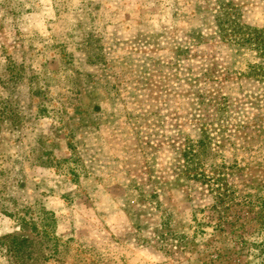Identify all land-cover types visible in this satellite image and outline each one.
I'll return each mask as SVG.
<instances>
[{"label":"rangeland","instance_id":"1","mask_svg":"<svg viewBox=\"0 0 264 264\" xmlns=\"http://www.w3.org/2000/svg\"><path fill=\"white\" fill-rule=\"evenodd\" d=\"M234 20L264 28V0H0V238L25 264H260L264 50Z\"/></svg>","mask_w":264,"mask_h":264},{"label":"trees","instance_id":"2","mask_svg":"<svg viewBox=\"0 0 264 264\" xmlns=\"http://www.w3.org/2000/svg\"><path fill=\"white\" fill-rule=\"evenodd\" d=\"M231 32L229 33V38L231 41H234L236 44L241 43H249V45L256 47L258 49L264 50V28L256 29V28H248L245 26H240L237 20H234L231 24ZM237 33H241V36H237ZM243 45V44H242ZM195 156L193 151H187V155L185 157V162L190 165V161L194 163L193 170L195 171V175H198V179H203L211 193L214 196L215 203L213 206L224 202V197L227 195V185L224 187V182H221L222 178L220 176V170L223 167L222 165H214V170L212 171L213 175H208L203 171H198L201 169L200 164L202 165V160L195 161ZM192 157L194 159H192ZM257 189V188H256ZM249 198L252 195H248ZM250 202V201H249ZM248 202V203H249ZM246 203V201H243ZM260 208L259 213V220L260 223H264V204H258ZM14 216L19 221V227L21 230H24L28 227H34L35 223L30 222L28 218H26L25 214L22 215L20 212H16ZM28 238L26 236H16V235H8L4 238H0V254L6 255L8 260L10 261L9 264H25L28 261H34L35 256H33V252H27L28 247ZM262 252H259L258 255L261 257L260 264H264V246L261 248Z\"/></svg>","mask_w":264,"mask_h":264}]
</instances>
